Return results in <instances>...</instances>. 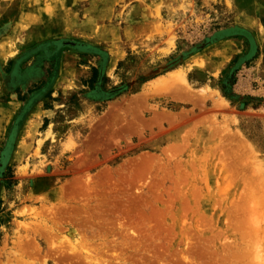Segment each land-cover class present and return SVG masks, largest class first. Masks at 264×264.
I'll use <instances>...</instances> for the list:
<instances>
[{
    "label": "rangeland",
    "instance_id": "rangeland-1",
    "mask_svg": "<svg viewBox=\"0 0 264 264\" xmlns=\"http://www.w3.org/2000/svg\"><path fill=\"white\" fill-rule=\"evenodd\" d=\"M0 264H264V0H0Z\"/></svg>",
    "mask_w": 264,
    "mask_h": 264
}]
</instances>
